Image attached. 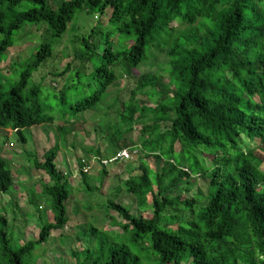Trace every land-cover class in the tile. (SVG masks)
I'll return each instance as SVG.
<instances>
[{
	"label": "trees",
	"instance_id": "1",
	"mask_svg": "<svg viewBox=\"0 0 264 264\" xmlns=\"http://www.w3.org/2000/svg\"><path fill=\"white\" fill-rule=\"evenodd\" d=\"M83 12L93 15L92 27L71 36V59L54 72L64 86H44L48 75L40 82L35 75ZM43 28L50 41L29 46V58L20 52L11 60L10 51ZM153 50L166 55L161 69L170 82L159 73L141 75L122 101L123 92L112 89L118 73L129 76ZM87 113L98 114L95 123L105 125L103 140H109L105 156L99 147L84 149L87 156L103 165L121 149L140 153L141 175L125 187L146 210L136 217L114 201L108 209L118 214L120 230L133 232L132 242H150L149 264H264V0H0V129L11 128L25 144L33 128L51 127L63 140ZM132 133L140 145L125 138ZM59 152L56 145L43 161L34 157L50 179L39 193L51 198L54 223L16 249L1 215L3 264H29L24 257L69 224L68 176L57 168ZM154 159L163 165L158 171L149 164ZM92 171L82 178L89 190ZM198 177L209 181L207 195H183L180 186L188 192ZM13 186L0 152V198ZM109 249L76 264H141L117 239Z\"/></svg>",
	"mask_w": 264,
	"mask_h": 264
},
{
	"label": "rangeland",
	"instance_id": "2",
	"mask_svg": "<svg viewBox=\"0 0 264 264\" xmlns=\"http://www.w3.org/2000/svg\"><path fill=\"white\" fill-rule=\"evenodd\" d=\"M77 17V20L72 23V25L77 26L74 27L73 34L72 32L67 33L63 39L58 40L54 58L49 60L46 66L35 75L38 82L45 75H48L43 83L46 87L51 84H58L59 88L64 86L65 79L63 81L61 79L55 80L54 72L62 70L71 59L72 48L70 44L72 43L69 42V39L71 36L75 37L76 34H87L92 27L94 21L92 14L83 12ZM37 34L31 43L23 41L20 47L16 48V51L13 48L10 51L11 60L17 58L20 52L24 54L22 55L24 58H29L30 53H26L29 46H36L39 41H50L49 34L45 28L37 32ZM63 52L67 53L68 59L64 57ZM4 58L6 59L7 56L5 55ZM167 61L166 55L153 50L151 59L137 70L131 71L129 76H125L124 73H118L120 74V79L113 86V92L116 91L118 95L123 92L122 101H125L129 98L131 91L136 88L138 78L144 74L155 75L159 73L164 76L165 82H170L169 74H164V70L161 69V66H164ZM87 80L89 78H85L84 82ZM138 98L148 102L143 95H139ZM57 102L58 100L55 98L51 101L53 106ZM83 117V115L78 116L76 121H80L76 124L75 132L65 134L63 140H61L60 134L51 127L33 128L27 132V143L25 144L11 131V128L0 129V152L9 160V165L14 175V186L8 194L0 198L3 207L2 211H0V216L3 215L9 223L5 227V231L9 233V238L13 240V245L17 249L28 241L36 240L43 226L48 223H54L55 215L51 209V198L39 193L44 185L50 182V179L44 171L36 169L34 157L43 161L44 154L59 145L60 152L56 159V164L57 168L68 176L67 189L70 193V198L66 204L69 224H66L64 229L53 230L45 243L37 246L35 251L24 257V263L76 264L77 261L82 263L85 262L89 255H92L93 259H95L101 254V251L109 255L111 252L109 244L114 243L117 239L118 242L126 245L139 256L141 264H149L150 242H132L133 232L128 231L127 233L120 230L114 224V219H119L118 214L108 209L109 201H114L130 209L136 217L141 216L146 210L144 207L138 206L135 196L129 194L125 187L128 178L141 175L139 168L140 153L138 155L134 153V158L129 160V162L112 163L105 166L108 174L106 178H103V165L95 157L90 158L87 156L88 153L84 149L99 147L102 154L106 155L109 140H103L102 128L105 125L99 128L97 123H95V119L98 118L97 113L92 116L87 113L86 117ZM119 121L117 120L118 123ZM118 128L122 132L123 126L119 125ZM125 138L127 140L134 139L140 145L141 137L136 133L126 134ZM126 144L132 147L131 141H127ZM175 147L176 152H178L180 149L179 144ZM109 158H104L103 160ZM149 164L157 171L163 167L162 163L157 162L155 159L150 161ZM91 168L93 171L90 180H88V185L92 190H89L82 178L87 176L86 172ZM81 170L84 172L83 175L80 173ZM195 173L196 170H194ZM193 180V183L187 186L189 188L188 192L183 190V185L180 186L182 189L181 193L190 199L196 197L199 193L207 195L209 181L203 177H198L195 183ZM101 182L103 183L101 184ZM30 198L32 204L30 203ZM24 213H27L25 214L26 219L22 220L24 219ZM2 226L3 224L0 222V228ZM106 240L110 243L105 245ZM86 249H89V253L85 252ZM75 252L78 253L74 256L73 253ZM0 264H3V258H0Z\"/></svg>",
	"mask_w": 264,
	"mask_h": 264
},
{
	"label": "clouds",
	"instance_id": "3",
	"mask_svg": "<svg viewBox=\"0 0 264 264\" xmlns=\"http://www.w3.org/2000/svg\"><path fill=\"white\" fill-rule=\"evenodd\" d=\"M125 153H127L129 156L127 157ZM134 153L138 155L139 151L138 150L132 151L131 149H127V148L121 149L109 159L103 160L102 164L107 166L112 163L129 162V160L134 158L133 156Z\"/></svg>",
	"mask_w": 264,
	"mask_h": 264
},
{
	"label": "built area",
	"instance_id": "4",
	"mask_svg": "<svg viewBox=\"0 0 264 264\" xmlns=\"http://www.w3.org/2000/svg\"><path fill=\"white\" fill-rule=\"evenodd\" d=\"M125 154H126L127 157L129 156L127 153H125Z\"/></svg>",
	"mask_w": 264,
	"mask_h": 264
}]
</instances>
